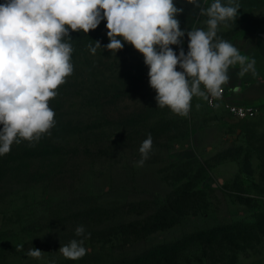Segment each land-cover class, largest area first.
<instances>
[{
	"label": "rangeland",
	"instance_id": "374dc122",
	"mask_svg": "<svg viewBox=\"0 0 264 264\" xmlns=\"http://www.w3.org/2000/svg\"><path fill=\"white\" fill-rule=\"evenodd\" d=\"M173 2L183 9L176 18L185 36L170 47L188 52L187 32L207 30L208 17L187 0ZM232 3L239 4L237 17L218 26L217 38L237 47L264 37V0ZM156 95L140 83L120 99L70 103L81 124L71 137H59L70 152L57 173L0 193V264H105L112 254L130 258L164 243L181 248L178 264H264V108L242 120L193 97L181 117L158 107ZM149 134L152 150L136 166ZM167 206L183 214L178 223L149 234L156 226L149 217ZM81 225L85 234L77 237ZM73 239L87 249L75 261L59 252ZM33 248L40 258L27 255Z\"/></svg>",
	"mask_w": 264,
	"mask_h": 264
},
{
	"label": "clouds",
	"instance_id": "9594fccd",
	"mask_svg": "<svg viewBox=\"0 0 264 264\" xmlns=\"http://www.w3.org/2000/svg\"><path fill=\"white\" fill-rule=\"evenodd\" d=\"M187 2L208 17L207 30L188 31V52L181 47L178 55L170 46L181 45L185 31L176 18L183 9L173 0H5L0 4V155L9 153L13 143L38 142L54 127L56 114L49 101L73 73V48L65 38L70 39V31L95 30L102 19L107 22V50L116 53L124 47L123 41L141 53L158 107L181 117L188 116L193 97H221L231 66H241L240 76L256 75L254 59L249 61L232 43L217 38L218 26L236 19L239 4L229 0L226 6L214 0L201 7L200 0ZM98 47V41L89 45L92 54ZM152 144L149 134L139 148L142 158L136 166L144 165ZM75 234L84 236V226H78ZM83 244L84 240L73 239L59 252L68 260H79L87 254ZM27 255L40 258L42 252L33 248Z\"/></svg>",
	"mask_w": 264,
	"mask_h": 264
},
{
	"label": "trees",
	"instance_id": "16d2710c",
	"mask_svg": "<svg viewBox=\"0 0 264 264\" xmlns=\"http://www.w3.org/2000/svg\"><path fill=\"white\" fill-rule=\"evenodd\" d=\"M3 3L5 0H0V4ZM104 30L105 25L102 20L95 30H90L87 34L82 31H70V39L65 38L73 48L71 56L73 73L66 78L63 85L59 86L56 97L49 101V106L56 114V123L49 133L42 135L39 140L40 145L21 141L18 144L13 143L9 153L0 155V193L6 191L10 193L14 188L51 179L57 173L53 169L70 152L69 144L66 146L59 137H71L72 134L77 133L73 131L81 124L74 121V115L72 116L67 110L71 108L72 101L94 100L99 104L108 97L120 99L125 91L133 90L140 83L145 85L149 83V68L144 63L143 55L123 41L122 49L125 50L110 52L106 48L109 38ZM97 41L101 47L92 54L89 45L95 46ZM184 52L187 54L186 50ZM176 53L179 54L178 51ZM84 129L88 128L79 131ZM180 215L183 214L172 207L158 209L148 219L155 220L156 223L155 230H150L149 234L170 228L178 223ZM212 235V239L217 240L220 233L214 230ZM180 249L176 244H158L149 246L130 258H125V255L121 256V254L120 257H116L112 254L105 264H178L176 254ZM118 250L120 253L123 252L122 248Z\"/></svg>",
	"mask_w": 264,
	"mask_h": 264
},
{
	"label": "crops",
	"instance_id": "0c3cea01",
	"mask_svg": "<svg viewBox=\"0 0 264 264\" xmlns=\"http://www.w3.org/2000/svg\"><path fill=\"white\" fill-rule=\"evenodd\" d=\"M236 48L249 61L255 60L256 75L249 72L240 76L241 66H231L228 71L229 82L223 85L228 91L225 101L261 110L264 108V37L254 35ZM215 107L225 110L223 102Z\"/></svg>",
	"mask_w": 264,
	"mask_h": 264
},
{
	"label": "built area",
	"instance_id": "2783aa9c",
	"mask_svg": "<svg viewBox=\"0 0 264 264\" xmlns=\"http://www.w3.org/2000/svg\"><path fill=\"white\" fill-rule=\"evenodd\" d=\"M223 87V92L220 98L209 97L206 99V103L209 107H215L217 104L223 102L225 111L232 117L237 119H250L259 113L258 108L248 107L245 105L233 104L225 101L226 96L228 95L227 88Z\"/></svg>",
	"mask_w": 264,
	"mask_h": 264
}]
</instances>
